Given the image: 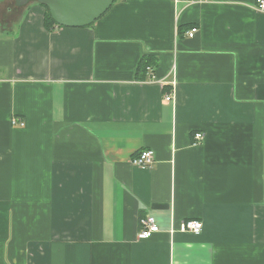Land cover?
Masks as SVG:
<instances>
[{"label": "crops", "instance_id": "crops-1", "mask_svg": "<svg viewBox=\"0 0 264 264\" xmlns=\"http://www.w3.org/2000/svg\"><path fill=\"white\" fill-rule=\"evenodd\" d=\"M16 1L0 0V264H264L258 0H114L51 32ZM145 150L153 167L132 166ZM146 216L160 232L142 240Z\"/></svg>", "mask_w": 264, "mask_h": 264}, {"label": "water", "instance_id": "water-1", "mask_svg": "<svg viewBox=\"0 0 264 264\" xmlns=\"http://www.w3.org/2000/svg\"><path fill=\"white\" fill-rule=\"evenodd\" d=\"M45 6L54 22L66 28H85L96 23L114 5V0H17L18 7L29 3Z\"/></svg>", "mask_w": 264, "mask_h": 264}, {"label": "built area", "instance_id": "built-area-1", "mask_svg": "<svg viewBox=\"0 0 264 264\" xmlns=\"http://www.w3.org/2000/svg\"><path fill=\"white\" fill-rule=\"evenodd\" d=\"M213 0H190L191 3H208ZM257 9L261 12H264V0L257 1ZM198 32V29L194 28L190 32H188V37L193 38L195 34ZM151 71L150 68H148ZM167 101H171V97L166 98ZM14 124H18V122H14ZM21 126H24L21 124ZM204 137L202 134L197 133L195 135L196 144H199L203 141ZM155 163V154L151 150H145L136 155L132 160V166L141 169V170H149L153 167ZM139 237L142 240H149L154 235L160 232V228L152 216H146L140 220L139 224ZM204 224L201 221L197 220H188L184 221L180 224L179 232L181 233H190L193 235H200L203 232Z\"/></svg>", "mask_w": 264, "mask_h": 264}, {"label": "trees", "instance_id": "trees-1", "mask_svg": "<svg viewBox=\"0 0 264 264\" xmlns=\"http://www.w3.org/2000/svg\"><path fill=\"white\" fill-rule=\"evenodd\" d=\"M42 6V5H41ZM44 9H45V19H44V26H45V29L47 30V31H54L55 29H57V28H63V27H61V26H58L55 22H54V20L52 19V17H51V15H50V13H49V11H48V9L45 7V6H42ZM147 63L146 62H144L141 66H140V68H139V72H140V74H144V73H146V67H147Z\"/></svg>", "mask_w": 264, "mask_h": 264}]
</instances>
